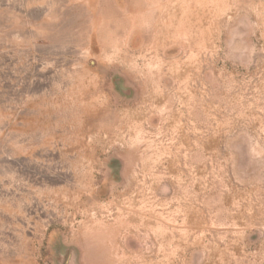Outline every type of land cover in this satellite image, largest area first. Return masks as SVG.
<instances>
[{"label":"rangeland","instance_id":"rangeland-1","mask_svg":"<svg viewBox=\"0 0 264 264\" xmlns=\"http://www.w3.org/2000/svg\"><path fill=\"white\" fill-rule=\"evenodd\" d=\"M0 264H264V0H0Z\"/></svg>","mask_w":264,"mask_h":264},{"label":"bare ground","instance_id":"bare-ground-1","mask_svg":"<svg viewBox=\"0 0 264 264\" xmlns=\"http://www.w3.org/2000/svg\"><path fill=\"white\" fill-rule=\"evenodd\" d=\"M50 13V12H49ZM107 55V54H106ZM105 59H106V57H105Z\"/></svg>","mask_w":264,"mask_h":264}]
</instances>
